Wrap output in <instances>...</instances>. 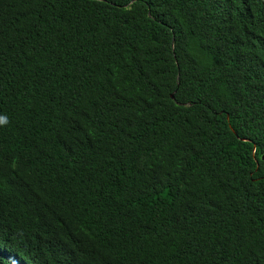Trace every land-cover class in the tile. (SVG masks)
Returning <instances> with one entry per match:
<instances>
[{"label": "trees", "instance_id": "trees-1", "mask_svg": "<svg viewBox=\"0 0 264 264\" xmlns=\"http://www.w3.org/2000/svg\"><path fill=\"white\" fill-rule=\"evenodd\" d=\"M0 120V264H264V0H0Z\"/></svg>", "mask_w": 264, "mask_h": 264}, {"label": "clouds", "instance_id": "clouds-1", "mask_svg": "<svg viewBox=\"0 0 264 264\" xmlns=\"http://www.w3.org/2000/svg\"><path fill=\"white\" fill-rule=\"evenodd\" d=\"M0 123H4V121L3 120H0Z\"/></svg>", "mask_w": 264, "mask_h": 264}, {"label": "water", "instance_id": "water-1", "mask_svg": "<svg viewBox=\"0 0 264 264\" xmlns=\"http://www.w3.org/2000/svg\"><path fill=\"white\" fill-rule=\"evenodd\" d=\"M170 97H172V94H170Z\"/></svg>", "mask_w": 264, "mask_h": 264}]
</instances>
